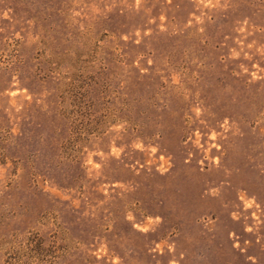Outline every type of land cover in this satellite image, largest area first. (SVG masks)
Masks as SVG:
<instances>
[{"label":"rangeland","instance_id":"374dc122","mask_svg":"<svg viewBox=\"0 0 264 264\" xmlns=\"http://www.w3.org/2000/svg\"><path fill=\"white\" fill-rule=\"evenodd\" d=\"M0 264H264V0H0Z\"/></svg>","mask_w":264,"mask_h":264}]
</instances>
